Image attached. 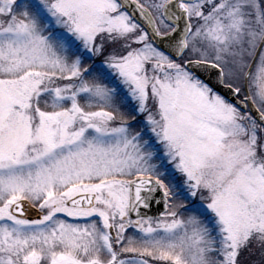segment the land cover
<instances>
[{
    "label": "snow or ice",
    "instance_id": "obj_1",
    "mask_svg": "<svg viewBox=\"0 0 264 264\" xmlns=\"http://www.w3.org/2000/svg\"><path fill=\"white\" fill-rule=\"evenodd\" d=\"M0 264H264V0H0Z\"/></svg>",
    "mask_w": 264,
    "mask_h": 264
},
{
    "label": "water",
    "instance_id": "obj_2",
    "mask_svg": "<svg viewBox=\"0 0 264 264\" xmlns=\"http://www.w3.org/2000/svg\"><path fill=\"white\" fill-rule=\"evenodd\" d=\"M161 210H162V205H161ZM155 211V206L153 207V212ZM149 214H152V213H149Z\"/></svg>",
    "mask_w": 264,
    "mask_h": 264
}]
</instances>
